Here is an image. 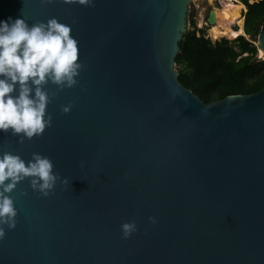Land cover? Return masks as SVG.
I'll use <instances>...</instances> for the list:
<instances>
[{
    "label": "water",
    "instance_id": "95a60500",
    "mask_svg": "<svg viewBox=\"0 0 264 264\" xmlns=\"http://www.w3.org/2000/svg\"><path fill=\"white\" fill-rule=\"evenodd\" d=\"M94 4L0 0V21L70 25L85 66L73 88L46 85L42 136L0 131V153L45 155L69 180L48 197L18 184L0 264H264V87L205 104L179 81L190 0Z\"/></svg>",
    "mask_w": 264,
    "mask_h": 264
},
{
    "label": "clouds",
    "instance_id": "9594fccd",
    "mask_svg": "<svg viewBox=\"0 0 264 264\" xmlns=\"http://www.w3.org/2000/svg\"><path fill=\"white\" fill-rule=\"evenodd\" d=\"M64 2L95 6L94 0ZM72 31L58 18L31 25L24 18L0 21V131L19 136L21 144L42 136L52 126L53 116L47 109L58 92L50 95L46 85L50 82L63 91L79 83L77 77L85 66L80 62L79 42ZM72 106H61L62 112L69 113ZM54 167L50 157L39 153H33L28 161L11 151L0 153V240L6 237L5 226H17L18 210L11 193L19 183L30 180L31 189L43 197L52 195L58 182L69 184L67 178L54 172ZM149 220L157 222L154 217ZM121 230L124 239L130 238L138 230L136 221L123 223Z\"/></svg>",
    "mask_w": 264,
    "mask_h": 264
},
{
    "label": "trees",
    "instance_id": "16d2710c",
    "mask_svg": "<svg viewBox=\"0 0 264 264\" xmlns=\"http://www.w3.org/2000/svg\"><path fill=\"white\" fill-rule=\"evenodd\" d=\"M237 2L247 10L243 15L245 37L237 32L240 36L233 42L214 43L192 21V30L180 43L181 51L175 59L179 81L205 104L231 94L255 93L264 87V59L259 57L256 45L264 31V0Z\"/></svg>",
    "mask_w": 264,
    "mask_h": 264
},
{
    "label": "bare ground",
    "instance_id": "6f19581e",
    "mask_svg": "<svg viewBox=\"0 0 264 264\" xmlns=\"http://www.w3.org/2000/svg\"><path fill=\"white\" fill-rule=\"evenodd\" d=\"M211 1V0H210ZM221 10L215 8L216 25L209 30V35L213 41H218L222 38L235 40L239 35L234 31V27L243 29L244 18L243 13L246 12V7L235 0L223 1ZM242 36H246L245 32ZM259 45V44H258ZM260 55L264 58V52L259 48Z\"/></svg>",
    "mask_w": 264,
    "mask_h": 264
},
{
    "label": "rangeland",
    "instance_id": "374dc122",
    "mask_svg": "<svg viewBox=\"0 0 264 264\" xmlns=\"http://www.w3.org/2000/svg\"><path fill=\"white\" fill-rule=\"evenodd\" d=\"M215 8H219V10H221V8H222V6L219 4L218 0H211V1L210 0H190L189 20H188L186 34L192 30V24L191 23H192V21H194L197 29L199 31H204L206 34V37L208 36L213 41V39L209 35V30L211 27H207V25H205V23H206V19L208 17V13L212 10H215ZM243 15H244V13H243ZM235 29H237V30L235 31ZM234 31L236 33L237 32L244 33V29H239L238 27H234ZM246 39L251 40L250 38H246ZM222 40H227L230 42L234 41V40H229L227 38H222V39H219L218 41H213V42L214 43L220 42ZM256 45H258V42L256 43ZM259 57L263 58L260 55V51H259Z\"/></svg>",
    "mask_w": 264,
    "mask_h": 264
},
{
    "label": "built area",
    "instance_id": "2783aa9c",
    "mask_svg": "<svg viewBox=\"0 0 264 264\" xmlns=\"http://www.w3.org/2000/svg\"><path fill=\"white\" fill-rule=\"evenodd\" d=\"M223 1H231V0H218L219 4H220L221 6H223V4H222ZM234 1H235V0H234ZM251 2H253V1H251ZM205 25H207V24L205 23ZM207 27H208V25H207ZM206 38H209V37L207 36Z\"/></svg>",
    "mask_w": 264,
    "mask_h": 264
},
{
    "label": "crops",
    "instance_id": "0c3cea01",
    "mask_svg": "<svg viewBox=\"0 0 264 264\" xmlns=\"http://www.w3.org/2000/svg\"><path fill=\"white\" fill-rule=\"evenodd\" d=\"M244 13H246V12H244Z\"/></svg>",
    "mask_w": 264,
    "mask_h": 264
},
{
    "label": "flooded vegetation",
    "instance_id": "af4514ba",
    "mask_svg": "<svg viewBox=\"0 0 264 264\" xmlns=\"http://www.w3.org/2000/svg\"><path fill=\"white\" fill-rule=\"evenodd\" d=\"M209 13H210V12H209ZM209 13H208V14H209Z\"/></svg>",
    "mask_w": 264,
    "mask_h": 264
}]
</instances>
